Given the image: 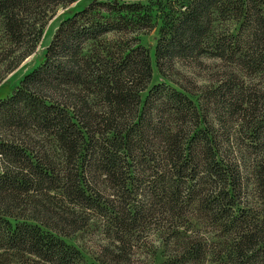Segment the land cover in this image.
<instances>
[{
	"label": "trees",
	"instance_id": "obj_1",
	"mask_svg": "<svg viewBox=\"0 0 264 264\" xmlns=\"http://www.w3.org/2000/svg\"><path fill=\"white\" fill-rule=\"evenodd\" d=\"M76 1L0 0L4 76ZM203 58L214 86L172 76ZM93 223L114 264L143 235L163 264H264V0H91L0 98V264H85Z\"/></svg>",
	"mask_w": 264,
	"mask_h": 264
},
{
	"label": "rangeland",
	"instance_id": "obj_2",
	"mask_svg": "<svg viewBox=\"0 0 264 264\" xmlns=\"http://www.w3.org/2000/svg\"><path fill=\"white\" fill-rule=\"evenodd\" d=\"M91 0H77L73 5L67 8H59L54 18L49 22L45 32L43 43L38 51L24 61L14 72L4 76V72L10 67L9 63L14 62L8 57L11 47L5 37L4 30L0 25V98H4L20 84V81L32 69L38 65L44 55V49L51 42L55 31L58 28L61 20L68 13L83 9ZM158 40V31H153L142 37L143 44L151 50L154 63V81L160 82L163 80L159 74L155 63V46ZM225 71L223 64L208 58H203L199 62H178L172 72V76L191 88L193 91H201V89L214 86L219 74ZM6 74V73H5ZM211 242L217 243V239L213 235H209ZM215 241V242H214ZM68 242L76 245L82 252L85 258V264H114L113 255L114 248L118 246L117 242L106 238L103 235L100 224L93 223L85 231L73 236ZM133 248L127 251V259L125 264H163L167 260L166 247L158 237L149 240L148 236H140L132 243ZM216 245H212V250ZM114 251V252H113ZM215 256L211 255V261ZM212 261L209 264H214Z\"/></svg>",
	"mask_w": 264,
	"mask_h": 264
}]
</instances>
